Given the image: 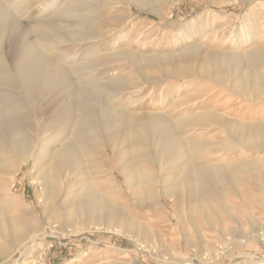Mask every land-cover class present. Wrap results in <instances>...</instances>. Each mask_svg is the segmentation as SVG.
Here are the masks:
<instances>
[{"label":"rangeland","instance_id":"374dc122","mask_svg":"<svg viewBox=\"0 0 264 264\" xmlns=\"http://www.w3.org/2000/svg\"><path fill=\"white\" fill-rule=\"evenodd\" d=\"M0 1L2 10L6 13L2 11L5 21L7 20L10 40L16 44L22 43L25 35L33 39L36 35L28 34L29 29L26 30L24 26L36 27L49 16L50 11L41 13L43 0H29L34 5L23 15L16 12L25 3L22 0ZM104 1L108 4L116 3L112 5L115 8H102V17L107 22L91 30L108 32L106 40L93 44H61L46 53L49 56L61 52L82 64L79 70L65 65L64 80L60 88L44 96L50 113L65 108L67 102L73 100L80 90L93 87L101 80L100 82H106V87L109 85L108 91L114 88L115 92H120L122 89L121 102L134 110L135 114L161 115L164 111L166 115L172 113V119L185 113L200 116L204 112V104H194L206 96L196 101H192L193 98L200 96L205 87L210 86L214 91L218 89L214 83H197L203 75L202 65L215 51L239 54L247 52L245 31L249 30L255 36L257 32L264 30V0H148L146 5H139L135 0ZM45 2L54 7L55 11L50 15L55 16L54 13L58 11L56 2ZM109 9L111 13L108 12ZM108 14L117 15L118 18L110 21ZM120 29L122 33H119ZM121 34L127 36L128 40L119 41L118 45L112 46L115 40H123ZM94 50L99 51L97 56H88L83 61ZM110 53L122 55L118 60L107 56ZM187 53H198L200 60L190 61L183 77L171 76L167 79L172 85L184 81L181 97L177 94L176 87L162 93L164 82L157 83L155 90H150L152 86L149 82L163 79L165 72L156 68L134 69L124 57L134 55L142 65L149 60L169 59L173 62ZM102 56H107L109 66H100L96 71L87 68L88 65L94 66L96 62L101 63L104 58ZM260 70L264 72V68ZM1 92L2 90L0 101ZM161 99H165L164 103H161ZM233 99L235 110L228 113L234 120L264 126V103L243 102L236 97ZM133 100L135 102L131 104ZM140 100H144V103L138 105ZM11 101L15 102L13 99ZM11 101L8 102L10 107L14 106ZM241 103L251 110L247 112L246 108L240 107ZM8 117L11 119L12 115ZM3 119L7 120V117ZM198 128L194 138L187 134L184 136L185 148L189 150L196 147V142L203 143L199 161L211 167L233 164L236 171H239L236 174L234 171L235 182H213V187H209L195 199L185 196L176 200L169 198L163 194V186L172 179L173 173L167 172V165L163 163L161 153L155 146L146 142L144 153L147 160L143 157L131 159V162L140 172L142 180L151 179L143 185L151 189L155 203L152 206H134L127 198L116 202L119 211H127L131 217L139 220L144 229H148V235H140V240L104 227H90L88 231L72 233L75 226L80 227L78 221H73V226L68 227L64 225L60 210L50 214L44 212L42 190L38 181L39 171L35 168L34 159L28 156L24 164L16 162L10 173L0 174V264H174L172 256L185 263L191 260V264H264V240L260 237L264 235V146L259 137H249L248 142L254 144V150H249L245 138L232 140L222 126ZM48 135L49 132L41 135L36 143L43 142ZM50 144L51 142L47 146ZM123 158L118 152L105 156L92 154L87 161L89 164L91 161L93 168L98 171L92 179L116 182L122 190L123 176L113 172L124 166ZM242 165L245 168L239 170ZM121 193L119 191L118 194ZM218 194L225 197L223 203L228 209H232L231 212L217 210ZM26 222H36L40 229L28 233L29 236L36 237L30 246L22 252H15V242L11 235L22 233L23 223ZM47 225L52 229L47 228ZM138 243H142L145 248L152 247L153 252L142 248Z\"/></svg>","mask_w":264,"mask_h":264},{"label":"bare ground","instance_id":"6f19581e","mask_svg":"<svg viewBox=\"0 0 264 264\" xmlns=\"http://www.w3.org/2000/svg\"><path fill=\"white\" fill-rule=\"evenodd\" d=\"M22 1L25 3L19 6L16 12L23 15L34 4L31 5L29 0ZM54 1L58 9L54 13L55 16L50 15L55 11L50 5L51 1L49 4L43 0L41 13L50 11L49 16L39 22L36 27L24 26L26 30L29 29L28 34L35 33L36 35L34 39L25 35L26 37L20 44L10 40L7 20L5 21L6 18L2 13L3 6L1 7L0 4V90H2L0 174L10 173L9 171L13 169L16 162L24 164L28 156L33 158L35 168L39 171L38 181L42 190L44 212L50 214L60 210L64 225L68 227L73 226V221H78L80 227L75 226L72 233L83 232L90 227H104V229L130 236V238L136 237L138 240H140V235L149 233L148 229L142 227L139 220L131 217L127 211H119L116 207V202L125 198L134 206H152L155 203L151 189L143 185L149 183L151 179L142 180L140 172L132 166L131 162V159L145 158L146 142L155 146L156 150L161 153L163 163L167 165V172L173 173L172 179L165 182L163 186V194L174 200L183 196L195 199L198 195L205 193L206 189L213 187L215 184L213 182L234 181V171L237 169L231 163L217 167L201 163L198 158L204 144L196 142V147L188 150L185 148L184 136L186 134L194 138L198 133V127L217 125L224 127L226 134H229L232 140L245 138L249 150H254V144L248 142L249 137H259L260 143L264 146V126L238 122L228 113L232 109L235 110L232 105L235 101L233 97L243 102L264 103V72L260 70L264 68V30L257 32L255 36L249 30L245 31L248 43L247 52L239 54L215 51V54L202 65L203 75L197 83H202V85L209 82L214 83L218 89L214 91V88L210 86L205 87L200 96L193 98L192 101H196L206 96L205 99L194 104L196 106L204 104V112L200 116H189L185 113L172 119V113L166 115L164 111L161 115L135 114L134 110H130L121 102L122 89L119 90L120 92H115L114 88L108 91L109 85L106 87V82H100V79H97L100 81L99 83L97 81V85L93 87L89 84L90 88L84 85L85 88L82 89V86V90L75 98L73 97V100L70 99L67 102L65 108L50 113L48 111L50 107L44 102V96L60 88L64 80L65 65L79 70L82 64H78L76 59L64 56L61 52L55 55L51 52L52 56H47L46 53L61 44H93L106 40L109 37L108 32L91 29L107 22V19L102 17V8H115L112 5H116L113 2L108 4L104 0ZM135 2L139 5L149 3L148 0H135ZM108 12L111 13L110 9ZM108 16H110V21L118 18L114 14H108ZM119 33H122L121 29ZM121 37L123 40H115L111 45L116 46L120 43L119 41L128 40L124 34H121ZM112 39L114 41V38ZM97 52L99 51L94 50L89 53L83 61H86L88 56L95 57L94 54ZM107 56L114 59L120 57L117 53H110ZM107 56H102L104 58L101 63L96 62L94 66L88 65L87 68L96 71L100 66L103 68L109 66ZM133 56L124 57L134 69L156 68L165 72L163 79L151 80V83L148 81L152 86L150 90L156 88L157 83L163 84L164 82L162 93L176 87L180 97L185 87L184 81L178 85L176 82L173 86L171 82H167V79L169 80L171 76L183 77L187 73V64L190 61L200 60L198 53H187L183 58L173 62L169 59L149 60L141 65V61ZM11 99L15 102L13 103ZM9 100L14 106L8 105ZM164 101L165 99H161V103ZM133 102L135 100L131 101V104ZM142 103L144 100H140L138 105ZM240 107L246 108L247 112L251 110L244 103H241ZM9 115H12L11 119ZM3 117H7V120ZM46 132H49L48 137L43 142L36 143ZM49 142L51 144L47 146ZM32 143L35 145L32 146ZM116 152L125 158H123L124 166L113 172L123 176L122 190L116 182L107 179L93 180L92 176L98 171L93 168L91 161L90 164L87 161L92 154L105 156V154L114 155ZM244 166L242 165L239 170L245 168ZM119 191L122 193L118 194ZM218 197L217 210L231 212L232 209H228L223 203L225 197L219 194ZM23 227L22 233L11 235V239L15 242V252L24 251L36 238L34 235H28L29 232L37 230L36 222L23 223ZM47 228L52 229L49 225ZM260 237L264 240V235ZM138 244L153 252L152 247L145 248L142 243ZM171 258L174 264H191V260L185 263L177 257L172 256Z\"/></svg>","mask_w":264,"mask_h":264}]
</instances>
